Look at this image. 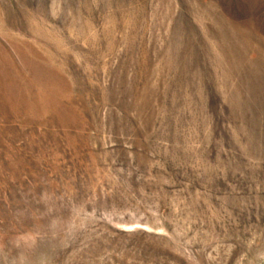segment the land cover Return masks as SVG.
Masks as SVG:
<instances>
[{
  "label": "rangeland",
  "instance_id": "374dc122",
  "mask_svg": "<svg viewBox=\"0 0 264 264\" xmlns=\"http://www.w3.org/2000/svg\"><path fill=\"white\" fill-rule=\"evenodd\" d=\"M0 264H264V0H0Z\"/></svg>",
  "mask_w": 264,
  "mask_h": 264
}]
</instances>
